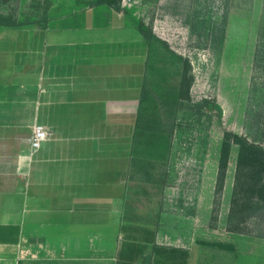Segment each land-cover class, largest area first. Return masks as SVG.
Wrapping results in <instances>:
<instances>
[{
  "label": "crops",
  "instance_id": "obj_1",
  "mask_svg": "<svg viewBox=\"0 0 264 264\" xmlns=\"http://www.w3.org/2000/svg\"><path fill=\"white\" fill-rule=\"evenodd\" d=\"M155 60L153 37L106 5L0 25V264H134L152 246L128 215ZM35 124L50 136L32 152ZM226 250L227 264H264V239Z\"/></svg>",
  "mask_w": 264,
  "mask_h": 264
},
{
  "label": "rangeland",
  "instance_id": "obj_2",
  "mask_svg": "<svg viewBox=\"0 0 264 264\" xmlns=\"http://www.w3.org/2000/svg\"><path fill=\"white\" fill-rule=\"evenodd\" d=\"M95 2L9 0L0 3V22L45 23L51 10L68 13ZM121 8L153 37L156 59H165L155 60L147 79V106L154 118L161 115L164 132H138L137 201L128 219L135 228H154L158 248L186 250L188 264L200 256L204 264H227L226 249L239 258L262 240L225 229L236 146L230 150L216 227L210 226L223 132L264 149V0H122ZM167 60L175 63L163 70L160 64ZM180 60H188L193 83L190 101L175 106L167 103V94L177 90ZM172 111L177 113L173 129L166 117ZM250 228L258 233L263 227L251 222ZM145 248L134 264H172L168 255Z\"/></svg>",
  "mask_w": 264,
  "mask_h": 264
},
{
  "label": "trees",
  "instance_id": "obj_3",
  "mask_svg": "<svg viewBox=\"0 0 264 264\" xmlns=\"http://www.w3.org/2000/svg\"><path fill=\"white\" fill-rule=\"evenodd\" d=\"M9 0H0V3H6ZM122 0H96L95 4L90 7L106 5L116 12H122ZM2 26L15 25L13 22H0ZM140 33L148 40L152 37L143 27H138ZM183 63L180 81L177 90L174 93L167 94L169 101L177 105L181 102L190 101V88L193 83L191 67L188 60H180ZM175 60H169V66H173ZM166 69V67H165ZM161 94H166L165 90H160ZM149 100V91L145 88L142 90L140 99V110L138 115V129L142 131H163L161 115L154 118V114L147 106ZM165 104L166 102L163 101ZM179 105V104H178ZM177 113L169 112L166 117L172 119L171 129L174 128ZM154 118V119H153ZM232 146L237 147V157L233 177L232 190L229 199V209L226 218V231L238 235L253 236L264 239V149L248 141L245 137L239 136L230 131H224L220 144L219 157L217 161V172L214 185V198L211 211V228L216 227L218 220L221 196L224 189L226 171L229 161L230 150ZM251 222L260 224L263 228L255 233L250 228ZM137 232L148 235L142 240H136L137 243L152 244V251L158 254L168 255L172 264H187L188 254L181 249L175 248H158L154 243L155 232L147 229L137 228ZM128 250L139 253L143 246L137 244L127 246ZM135 257L127 256L125 260L134 262Z\"/></svg>",
  "mask_w": 264,
  "mask_h": 264
},
{
  "label": "built area",
  "instance_id": "obj_4",
  "mask_svg": "<svg viewBox=\"0 0 264 264\" xmlns=\"http://www.w3.org/2000/svg\"><path fill=\"white\" fill-rule=\"evenodd\" d=\"M49 136L50 132L46 127L35 124L32 127V134L30 138L32 152L37 151L42 146V144L48 140Z\"/></svg>",
  "mask_w": 264,
  "mask_h": 264
}]
</instances>
